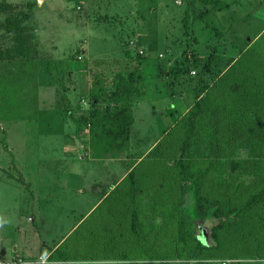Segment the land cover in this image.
<instances>
[{"label":"rangeland","instance_id":"1","mask_svg":"<svg viewBox=\"0 0 264 264\" xmlns=\"http://www.w3.org/2000/svg\"><path fill=\"white\" fill-rule=\"evenodd\" d=\"M2 2L13 8L0 11V49L10 52L0 61V263L35 260L57 245L66 256L60 264H220L228 259L264 264V197L236 225L218 230L215 239L210 231L215 219L197 223L200 239L217 248L194 261L159 243L160 223L174 218L163 207L173 195L177 198L174 186L167 195L165 188L159 191V170L150 172L143 201L137 197L139 214L147 215L146 221H160L158 226L133 223L123 186L93 207L98 195L89 184L95 162L86 159L91 157L87 130L75 122L79 112L85 115L90 108L84 96L93 77H103L109 86L110 76L123 72L133 58L129 67L137 66L140 76V93L131 100L128 164H133L164 138L178 146L174 123L193 105L197 87H214L204 91L206 102L217 105L222 100L220 112L236 110L247 116L244 124L238 123L241 127L235 117L221 120V138L232 145L239 137L241 148L229 146L226 154L224 147L211 149L210 143L204 148L205 154L223 153L218 172L212 170L204 180L205 195L218 199L224 211L239 207L264 185V0ZM215 50L223 74L204 76ZM64 94L71 117L63 114ZM80 97L86 108L77 113ZM198 125L199 134L204 133ZM230 161L238 165L235 172ZM142 168L137 173L149 174L151 164ZM166 175L164 183L169 181ZM186 198L185 210L194 222L192 198ZM131 226L139 228L137 237L130 235ZM162 231L171 235V229Z\"/></svg>","mask_w":264,"mask_h":264},{"label":"trees","instance_id":"2","mask_svg":"<svg viewBox=\"0 0 264 264\" xmlns=\"http://www.w3.org/2000/svg\"><path fill=\"white\" fill-rule=\"evenodd\" d=\"M12 8L13 5L10 3H0V11H11ZM13 29L14 24H7V30L9 32L13 31ZM216 53L217 50L211 54L208 62L205 63L203 70L204 76L214 75L215 73H220V76H222L223 72H221V69H217L219 62H217ZM9 56V51L0 49V61L8 59ZM132 60L133 58L128 59L123 72H117L110 76L108 79L109 86L106 84V79L103 80L98 75L93 77L87 93L90 108L86 111L87 114H81L75 120L77 125L87 130L89 137L88 148H90L91 158L93 159H103L108 156L117 158V152H127L129 150L131 126L133 124L131 100L140 93V76L136 70L137 66L129 67ZM192 60L193 62L198 61L197 58ZM231 62H227V67L231 65ZM220 76L216 75V78L218 79ZM201 88L202 90L200 91ZM209 88L214 89V87L206 84H202L200 88L197 87L194 92L195 100L193 105L184 116L177 119L174 123L173 129L178 132V135L173 139L179 140L178 146L177 141L168 143L165 141L166 138L160 142L158 141L156 146L147 154V158L140 162L128 176V181L133 183L134 186L140 188L138 184L140 183L142 186L143 183L144 186L142 187L145 188V183L152 180L153 177V174H150V172L159 170V191L161 192L165 188L167 195L169 189H172L174 186L177 198L173 195L172 202L169 206L173 205L175 201L177 202L176 207L171 212L173 213V217L178 220L177 230L179 243H175V246L172 248H170V243L165 244L168 245L166 249L172 254L180 256V258L184 256L188 261L197 260L204 252L217 248V245H207L200 239L196 227L197 223L199 224L203 220H206L207 217L215 219V224L210 228L211 236L215 239L218 230H222L224 227L230 226V224L235 223L236 225L240 221V218H242V214L245 215L250 212L258 204L259 200L264 197L263 185L259 193L250 197L242 205L224 211L223 205L218 199L209 198L205 195V189L207 190V187L204 184L206 182L204 180H206L205 178L212 170L215 173L218 172L217 169L220 166L218 162L221 163L218 157L222 156L223 153L214 154L213 151H210L208 154H205L204 148L210 143L211 149L215 148V146L224 147L223 152L225 154L234 146L235 149L241 148L238 140L239 137L236 138L237 141L236 139L233 141L232 145L230 144V139L228 140L229 142H225L221 138L220 134L223 131L221 120L235 117L237 125L241 127L245 122L243 118L246 115L244 112L236 110L230 112V115L220 112L221 106L224 103L222 100L217 103L218 106L212 105L211 101L206 102L203 93ZM236 88V84H234L233 90ZM64 90L66 91L65 88ZM61 97L65 99L66 96L64 94ZM220 99L222 98L220 97ZM65 106L67 107L63 114L71 115L72 109L69 106L68 100H66ZM204 122H207V124H203ZM198 123L200 127L205 128L204 133L199 134V129L197 128ZM238 123L243 124L240 126ZM215 125L219 127L210 133V129ZM217 130L221 131L218 132ZM218 135L221 140L218 139ZM229 146L231 148H228ZM150 158H152V161H150ZM159 163L161 164L160 167L155 166ZM150 164L151 168L146 170L149 174L142 173L143 171L137 173L136 170L139 167L145 169L144 167ZM229 164L230 168L235 172L238 166L237 163L230 161ZM163 174H169V181L167 180L166 183L163 180L164 177L167 178V175L163 176ZM168 183L170 187H168ZM130 191L127 192L128 196L131 193ZM189 195L192 198V204L196 212L194 222L185 210L186 197ZM130 230L137 236L139 232L138 227L131 226ZM122 254L124 255V253ZM65 258L66 256L58 253L56 249L46 259L47 262L52 263L54 261L62 262Z\"/></svg>","mask_w":264,"mask_h":264},{"label":"crops","instance_id":"3","mask_svg":"<svg viewBox=\"0 0 264 264\" xmlns=\"http://www.w3.org/2000/svg\"><path fill=\"white\" fill-rule=\"evenodd\" d=\"M115 73H117V72H115ZM100 78L103 79V77H100ZM84 97H87V96H84ZM84 97H80V99H79L80 102H79L78 107L74 108L75 110H77V113L80 111L79 110L80 108H83V107L86 108L85 107L86 103L84 102V100L81 101V99ZM65 99L68 100V97H65ZM70 108H71V106H70ZM81 114H83V113L79 112L78 115H76L77 118ZM132 115H133V122H134L133 110H132ZM69 116L71 117V115H69ZM180 117H182V115ZM132 126H133V124H132ZM132 126H131V130H132ZM83 145L85 147L86 143L81 142V147ZM155 146H156V143H153L150 146V148H148V150L141 157H139L133 164H128V160L130 159L129 150L126 152V154L123 157H117V158H113V157L108 156V157H105L103 159H93L91 157H86L87 161L90 164H93L92 162H95L94 163L95 165H92V170L94 171V173L92 174L91 183L89 184L90 185L89 186L90 191L95 193L96 195H98L96 198V202H95L93 207L103 204L112 193H114L118 188L123 186V188H125V190L123 192V199H127L132 204V208L129 209V207L126 206V209L129 212H131L130 218L133 220V223L134 222L140 223L141 227L143 226L144 228H150L152 226H158L160 221L153 222L151 219L150 220L151 222H150V221H148V219L150 217L149 218L147 217V221H146L145 219H146L147 215L144 216V215L139 214L140 212H142L141 207L139 206V199H141L140 201H143L142 198H144V197H141V195L145 191L146 187L143 188L142 186H144V184L142 183V186L140 185L139 186L140 188H137L136 186L133 185V183L128 181V176L131 173V171L134 168H136L140 162H142L144 159L147 158V154ZM129 148H130V139H129ZM150 161H152V158H150ZM158 189H159V181H158ZM129 190H131L130 191L131 193L129 194V196H126V194ZM83 192H84V190H83ZM133 197H135V198H133ZM137 197H139V199ZM173 206H174V204L171 206L163 207V208H165V209L167 208V211H172L176 207L175 206L174 208H172ZM109 208L111 209L110 206H109ZM159 209H162V208H159ZM111 211H112V209H111ZM141 221H146V222L143 223ZM163 221H164V223H160V225H159V229H160L159 230V241H160L159 243H179L178 230H177L178 220H176V222L174 223V218L170 222H168V220L167 219L165 220V218H164ZM130 229H131V227L128 228V230L131 232ZM162 229H167L168 233H169L168 230L171 229V231H170L171 235H169V234L166 235L165 231L163 232ZM148 231H150V230H148ZM130 235L132 237H134V235H136V234L131 232ZM135 237H137V236H135ZM56 248H57V245L51 250L50 253H52L54 250H56ZM50 253L38 255L35 260L29 259V261H36L39 257L48 258ZM228 260L235 261L234 259H228ZM52 263L53 264H60V263H64V261H62V262L61 261H54Z\"/></svg>","mask_w":264,"mask_h":264},{"label":"built area","instance_id":"4","mask_svg":"<svg viewBox=\"0 0 264 264\" xmlns=\"http://www.w3.org/2000/svg\"><path fill=\"white\" fill-rule=\"evenodd\" d=\"M80 59V57H78ZM193 73V72H192ZM47 259L44 257H39L36 261H25L22 259H13L10 263L7 264H46ZM235 261L232 260H226V261H221L220 264H234ZM0 264H6V263H0Z\"/></svg>","mask_w":264,"mask_h":264}]
</instances>
